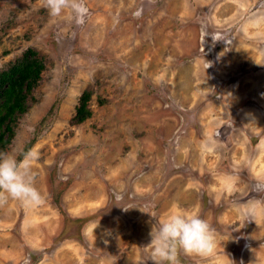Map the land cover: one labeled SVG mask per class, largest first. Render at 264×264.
I'll list each match as a JSON object with an SVG mask.
<instances>
[{
    "label": "rangeland",
    "instance_id": "1",
    "mask_svg": "<svg viewBox=\"0 0 264 264\" xmlns=\"http://www.w3.org/2000/svg\"><path fill=\"white\" fill-rule=\"evenodd\" d=\"M85 5L78 23L0 0V69L29 46L46 64L7 150L35 138L45 200L0 207V264H154L150 232L177 211L221 241L180 264H264V206L245 215L264 201V0Z\"/></svg>",
    "mask_w": 264,
    "mask_h": 264
},
{
    "label": "clouds",
    "instance_id": "2",
    "mask_svg": "<svg viewBox=\"0 0 264 264\" xmlns=\"http://www.w3.org/2000/svg\"><path fill=\"white\" fill-rule=\"evenodd\" d=\"M43 7L53 17L71 10L78 23H83L88 12L85 0H43ZM39 158L40 153L36 148L24 152L21 158L0 151V207L10 199L20 202L25 208L44 203L45 197L36 186L38 173L34 165ZM256 190L264 191V184L257 185ZM261 206H264V201L251 202L245 215L254 220L256 210ZM150 236L151 260L154 264H180L181 251L186 255H209L221 242L206 218L181 211L171 213L158 226H153Z\"/></svg>",
    "mask_w": 264,
    "mask_h": 264
},
{
    "label": "trees",
    "instance_id": "3",
    "mask_svg": "<svg viewBox=\"0 0 264 264\" xmlns=\"http://www.w3.org/2000/svg\"><path fill=\"white\" fill-rule=\"evenodd\" d=\"M46 69L44 56L33 47H26L21 53L0 69V151L7 152L15 136V127L20 116L31 102ZM91 92L83 90L78 96L70 121L79 124L90 117ZM35 138H31L21 149L17 158L30 149Z\"/></svg>",
    "mask_w": 264,
    "mask_h": 264
}]
</instances>
